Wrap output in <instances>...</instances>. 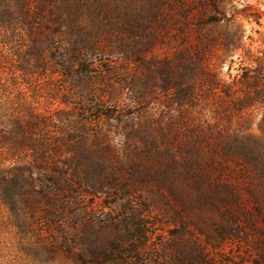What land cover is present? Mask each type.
Listing matches in <instances>:
<instances>
[{
	"label": "trees",
	"instance_id": "trees-1",
	"mask_svg": "<svg viewBox=\"0 0 264 264\" xmlns=\"http://www.w3.org/2000/svg\"><path fill=\"white\" fill-rule=\"evenodd\" d=\"M220 2L207 0L190 45L153 58L144 69L126 65L122 70H105L93 60L98 53L110 49L127 55L128 60L169 37L177 22L160 1L152 10L149 30L132 20L113 24V28L85 21L92 15L90 0H0V90L8 91L9 72L13 85L28 87L43 82L55 87L62 79L70 87L85 79L82 91L63 87L59 95L70 96L63 103L74 104L75 110L94 114V126L103 118L141 124L148 109L155 111L152 135L144 126L139 130L144 146L138 150L140 161L135 155L121 154L111 175L103 176L104 166L94 163L90 154L94 145L105 143L102 132L95 138L69 133L51 144L53 138L49 143L46 137L53 111L24 97L14 109L1 94L0 205L9 210L22 236L37 238L36 245L50 255L46 264H153L147 223L132 227L125 208L122 214L115 213L118 205H133L132 193L110 203V211L104 213L107 219L102 221L123 226L125 239L109 242L98 252L77 241L79 216L91 220L98 210L88 202V195L113 191L120 178V168L115 166L125 164L120 157L131 163L133 174L127 187L137 191L140 184L145 185L160 198L152 199L160 210H164V200L174 196L185 199V208H202L228 221L238 182L259 202L264 194L260 187L264 181V52L259 55L244 48L251 63L245 65L242 60L240 72L230 73L229 80L210 67L208 57L214 49L228 55L242 47L240 30L224 38L214 36L212 29L205 31L225 20L210 13H218ZM62 36L67 37L69 48L62 46ZM135 40L143 42L139 50ZM78 98L89 103L82 108L76 103ZM253 127L262 132L260 137L244 134ZM119 199L123 204L117 203ZM258 206L263 216L264 206ZM79 207L83 213L77 212ZM216 226L222 234L227 232L223 224ZM198 230L200 235L210 234L203 226ZM200 255L209 264L207 246Z\"/></svg>",
	"mask_w": 264,
	"mask_h": 264
},
{
	"label": "rangeland",
	"instance_id": "rangeland-1",
	"mask_svg": "<svg viewBox=\"0 0 264 264\" xmlns=\"http://www.w3.org/2000/svg\"><path fill=\"white\" fill-rule=\"evenodd\" d=\"M156 1H160L168 15L176 19L177 22L165 42L148 48L144 54L141 52L132 54L130 58L137 59V62L133 63L129 57L127 60V55H119L110 49L105 53H98L93 57V60L101 66V69L106 70L113 67L115 70H122L126 65L144 69V66L151 63L153 58L172 55L178 49L195 42V28L200 22L207 0H90L92 15L88 16L85 21L89 22L92 19V23L97 26L100 22H104L109 24L108 27L113 28V24L132 20L134 23L142 24V28L146 26L150 30L153 27L150 19ZM217 10L218 13L212 10L211 15H214L218 20L223 18L225 20L219 21L214 26L206 27L205 31L212 29V34L220 38L232 37L237 30H240V34L243 35L241 48L228 55L214 49L208 57L210 67L215 69L221 78L229 80L230 73L236 75L240 72L242 60H245L243 62L245 65L251 63L245 57L244 48H249L259 55H261L259 51L264 52V0H222ZM96 25L94 28L97 27ZM60 40L64 48H69L66 36H62ZM142 43L141 40H135L133 43L135 49L139 50ZM7 61L9 60L7 59ZM96 70L98 71V69ZM8 75L9 81L6 82L8 91L1 89L0 96L1 94L6 95L12 108H18L21 97H24L31 102L37 101L42 109L48 107L53 111V118L49 120L51 126L47 130L51 137H46L49 143H51V138H53L51 143L53 144L60 140L61 136L70 135L69 133L95 138L99 137L98 135L102 132V137H106L105 143L101 146L94 145L90 154L94 163L104 166V171L100 172L103 176H108L107 173L110 174L116 163V158L121 154L135 155L134 158L140 161L141 156L139 157L138 150L144 146L139 138V130L144 126L150 130L152 135L151 124L154 120L152 115L155 114L153 109H148V112L142 115V125L134 124L136 120L118 122L116 119L103 118L99 125L94 126L92 124V119H95L94 114H84V111L78 108L75 110L74 104L63 103V101H68L70 96L59 95V88L63 87L69 88L70 92L73 89L82 91L85 79H80L70 87L65 86V79L56 82L55 87L50 82L28 87L18 83L13 85L10 72ZM76 103L82 105L83 108L89 101L78 98ZM76 107L78 106L76 105ZM249 133L255 138L262 135L257 127L244 132V134ZM40 141L44 142V139ZM120 159L125 164L115 166L120 168L118 170L120 178L115 180L116 186L113 191H110L109 195L102 191L88 195V202L96 204L98 210L92 214L93 219L91 218V220H83L86 217L83 214L79 216L82 220L77 221L78 243L98 252L109 242L125 239L126 231L123 226L117 223L104 224L102 221L107 219L104 213L110 211L108 208L110 203L117 201L121 195L123 197V195L132 193L133 205H118L115 213L122 214L125 208L129 213L128 217L132 227H137L138 222L147 223V230L150 234L147 247L153 264L158 261H161L162 264H204L203 257L200 255L204 245L210 251L211 259L208 260L205 257V261L209 264H264V207H262V216L259 211L260 206H258V204L264 206V194L257 202L238 182L232 214L227 216L229 218L225 222L218 213L202 208H185V199H176L174 196H171L170 200H164L161 205L164 210H160L155 204H152V199L160 201V198L147 191L145 185L140 184L137 191L127 187L133 174L131 163L129 158L120 157ZM135 178L139 181L137 175ZM254 186L258 187L259 182H255ZM261 186L264 187V181ZM117 203L123 204V199H119ZM99 205L101 206L99 207ZM76 210L78 213H83L81 207ZM134 212V215L131 214ZM225 213L227 215V212ZM9 214V210L0 205V264H46L49 262L50 255L42 247L36 245L37 238L29 234L22 236L14 226L13 219ZM217 223L227 227L228 234L225 231V234H222L216 226ZM199 226H203L205 231H209L210 234L200 235ZM57 237L61 239L62 236L57 234ZM222 237L224 240H221ZM142 244V242L138 243V245ZM60 258L64 259L65 257ZM67 264L75 263L68 261Z\"/></svg>",
	"mask_w": 264,
	"mask_h": 264
}]
</instances>
